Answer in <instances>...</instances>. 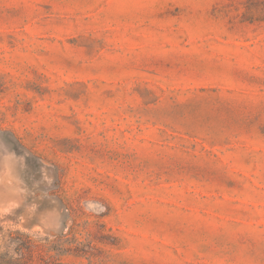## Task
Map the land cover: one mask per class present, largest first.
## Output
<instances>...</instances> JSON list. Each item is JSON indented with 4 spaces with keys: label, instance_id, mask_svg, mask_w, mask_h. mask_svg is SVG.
Instances as JSON below:
<instances>
[{
    "label": "rangeland",
    "instance_id": "rangeland-1",
    "mask_svg": "<svg viewBox=\"0 0 264 264\" xmlns=\"http://www.w3.org/2000/svg\"><path fill=\"white\" fill-rule=\"evenodd\" d=\"M0 264H264V0H0Z\"/></svg>",
    "mask_w": 264,
    "mask_h": 264
}]
</instances>
